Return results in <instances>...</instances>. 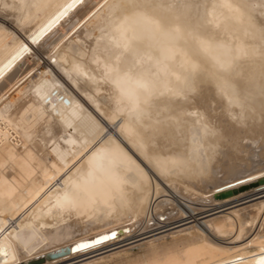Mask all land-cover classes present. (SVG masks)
Here are the masks:
<instances>
[{
	"label": "bare ground",
	"instance_id": "1",
	"mask_svg": "<svg viewBox=\"0 0 264 264\" xmlns=\"http://www.w3.org/2000/svg\"><path fill=\"white\" fill-rule=\"evenodd\" d=\"M0 8V264L59 263V247L105 231L110 220L104 219L111 216L110 224L125 228L98 237L109 240L95 249L118 236L137 239L154 228L180 225L173 231L195 232L164 249L162 260L152 246L143 264H264L258 233L238 239L264 199L209 217L226 204L264 195V170L240 178L222 170L229 180L215 185L218 180L209 184L211 179L206 191L202 185L210 176L201 184L195 175L202 188L195 184L192 195L200 190V200L211 207L188 208L187 216L178 209L177 219L166 210L171 222L133 235L137 222L150 214L144 162H164L171 148L180 168L197 160L202 164L190 167H205L220 150L210 139L216 129L224 130L223 139L246 144V132L253 137L264 127L258 120L250 130L257 117L249 118L256 113L264 120V0H0ZM39 58L51 67H39ZM102 149L105 155L97 157ZM162 176L167 187L176 178ZM205 231L232 236L222 244ZM54 248L59 253H46ZM84 250L74 252L80 257Z\"/></svg>",
	"mask_w": 264,
	"mask_h": 264
},
{
	"label": "rangeland",
	"instance_id": "2",
	"mask_svg": "<svg viewBox=\"0 0 264 264\" xmlns=\"http://www.w3.org/2000/svg\"><path fill=\"white\" fill-rule=\"evenodd\" d=\"M0 9H2V8H0ZM1 11V13H2V11L3 10H0ZM1 16V15H0ZM28 54V53H27ZM39 60H40V58H39ZM32 59L30 60V62H28L29 64L28 65H33L32 64ZM47 63L50 65V66H48L47 65ZM45 62L44 60H40V62H39V67H44V68H46V66L48 67V68H50L51 67V62ZM24 64L25 63H23L22 64V68L24 67ZM44 65V66H43ZM255 114L256 113H254V115L252 114L249 118L251 119V117L252 116H254V118L256 119V117H257V119L254 121L253 119L254 118H252V120L253 121H251L250 122V124L252 125V126H250V130H253V131H255V129L257 128V127H255L254 129L253 128H251V127H254V126H256L257 124H255V123H253V122H256V123H258V120H260V122H259V125H264L263 123H264V120L263 119H258V117L259 116H255ZM262 120H263V122H262ZM261 122H262V124H261ZM249 124V125H250ZM259 125H257V126H259ZM248 128H249V126H248ZM261 129V130H260ZM263 129V130H262ZM249 130V131H250ZM258 130H260V132L258 131ZM217 131V132H216ZM216 131H214L212 134H211V140H214V139H216V141L217 142H219V145H220V150H223V151H218L217 152V154H216V156H215V159H214V157L213 158H211L212 160V162L210 161V158H208L206 161H205V165H206V162L207 161H210L211 163H214L213 161H215L216 163H218V165H220V167H218V165H217V167L218 168H220V169H218V171L220 170V172H218V174H216L217 173V169L215 168L216 167V165L214 166L213 164V166L212 165H210L209 164V162H207V165L205 166V167H202L203 165H201L202 163L201 162H199L200 160H197V161H193V162H197V163H201L200 165H198V167H197V165H196V167L194 166L195 165V163H192V161L190 162V165H191V163L192 164H194L193 166V168H192V166L190 167V165L189 164H184L183 162H182V164H181V168H180V164H178V165H175V163H181V161L175 156V158H174V154L172 155V152H171V148H168L167 149V151L165 152V154L167 155V157L166 158H168V159H166L164 162H166V163H164V162H162V160H161V162H159V163H156L155 165L153 164V167L152 166H149V164L147 165L145 162L142 164L143 165V168L144 169H146L148 172H147V175H148V178H149V174L150 173H152V174H150L151 175V177H152V179H151V181H152V183H151V186H152V188L155 190V188H156V192H155V194L157 195V196H159L160 197V200H159V202H157V200L155 199V197L154 196H150L151 198H150V200H149V206H148V209H147V211L148 212H150V214L149 213H146V215H145V217L144 218H142V219H140L138 222H137V225L134 227L135 228V230L133 231L134 232V234L133 235H137V234H139L140 232V230H142V231H144V230H148V229H151V228H154V227H156L157 226V224H161V223H163V222H171L172 220L171 219H169V217H165L166 216V213H164V212H166V210L167 211H170L171 213H174V212H176V214L174 213L173 214V218H178L179 216L178 215H180V214H182V213H180L179 214V212H178V214H177V210L178 209H180V210H182V212H183V215H184V213H185V215L187 216L188 214H189V210H190V212L192 211V209L191 208H193L194 209V207H198V209H201V208H203V209H207V208H209V207H211L210 205H205V204H208V203H206V202H204V201H201L200 199H202L201 198V195H198L199 193H200V190H199V192H197L198 190L196 189V188H198V187H200V188H202L203 187V189L206 191L208 188L206 187V186H209V188L211 187V186H213V183H212V185L210 186L209 184L211 183V182H214V184L215 185H217L218 183H220V182H224L223 180H225V181H227V180H229V178H230V175H227L226 173H224V177H222L223 176V172L225 171V170H228V168H229V170H232L233 171V173L231 172V173H228V174H231V177L233 178V174H234V177H236L237 175H238V177H236V178H240L241 176H243V175H245V174H247V173H249V172H261L262 170H264V140H263V137H264V127H258L257 129H256V131H255V134H256V132H258L259 133V135H258V133L256 134V136H255V134H253L254 136L253 137H251L252 136V131H250V133L248 132H246V136H249V140H248V142H246V144H244V143H242L240 140H236V141H234V142H231V141H229L228 139H223L221 136L222 135H224V130H222V129H220V128H218V129H216ZM263 131V132H262ZM222 132V133H221ZM216 133V134H215ZM262 133H263V135H262ZM249 134V135H248ZM220 135V136H219ZM260 135H261V137H260ZM218 136V137H217ZM214 137V138H213ZM217 137V138H216ZM251 138V139H250ZM260 138H262V139H260ZM220 139V140H219ZM219 140V141H218ZM225 141H229L230 143H224L225 145H223V142H225ZM261 141V142H260ZM263 141V142H262ZM239 144H238V143ZM241 142V143H240ZM260 142V143H259ZM234 143H235V146H234ZM227 144H230V146H231V150H230V146H228ZM248 144V145H247ZM223 145V146H222ZM227 145V146H226ZM228 148H229V150H228ZM170 150V151H169ZM237 150V151H236ZM260 150V151H259ZM260 152V153H259ZM263 152V153H262ZM239 153H242V154H239ZM256 153V154H255ZM135 155V154H134ZM169 155H170V157H169ZM260 155H262V156H260ZM172 156V157H171ZM233 157V158H232ZM245 157V158H244ZM261 157V158H260ZM136 158H137V156H136ZM172 158V159H171ZM174 158V159H173ZM138 160H139V156H138V158H137ZM178 159V160H177ZM243 159V160H242ZM255 159V160H254ZM257 159V160H256ZM262 159V160H261ZM169 160H171V161H169ZM172 160H173V162H172ZM140 161H142L143 162V160H141L140 159ZM167 161H168V163H167ZM172 162V163H171ZM162 164V166H161V164ZM239 163V164H238ZM146 166H148V168H150V169H148L147 167H144L145 165ZM160 164V165H159ZM167 164H168V166H167ZM170 164L171 165H175L176 167H175V174L177 173V176L176 175H174L173 176V174H174V172L173 173H171V174H168L167 172V174L165 173V170H166V168H168L169 166H170ZM242 164V165H241ZM244 164V165H243ZM246 164V165H245ZM160 167H159V166ZM185 166L186 167V169L188 168L189 169V167H190V171L189 172H191V173H189L188 172V169L186 170L185 169V167L183 168V166ZM187 165V166H186ZM235 166V168H234V166ZM236 165H237V167L238 168H236ZM157 168H156V167ZM221 166H223V168H221ZM224 166H226V168L224 167ZM228 166V167H227ZM229 166H231V168L229 167ZM247 166V167H246ZM249 166V167H248ZM251 166V167H250ZM257 166V167H256ZM199 167H201V169H202V171L199 169ZM209 167H210V169H209ZM260 167V168H259ZM154 168V169H153ZM159 168V169H158ZM178 168H180L179 170H180V175H179V173L177 172V170H178ZM192 168V169H191ZM194 168L196 169V171L199 169V171L196 173L195 172V170H194ZM209 169V173H210V175H208L209 173H207L208 171L206 170V169ZM211 168H213V169H211ZM216 170H215V169ZM225 168V169H224ZM152 169H153V171H152ZM182 169V170H181ZM205 170V175H204V170ZM235 169V170H234ZM239 169V170H238ZM149 170H151V171H149ZM156 172H155V171ZM161 170V171H160ZM164 172H163V171ZM187 172H186V171ZM194 172H193V171ZM222 170H224V171H222ZM229 170L227 171V172H229ZM238 172H237V171ZM240 170H241V172L243 171V173H241V175H240ZM256 170V171H255ZM182 171V172H181ZM185 172V175H183L184 174V172ZM207 171V172H206ZM214 171H216V173L214 172ZM246 171H247V173H246ZM226 172V171H225ZM235 172H237V173H235ZM245 172V173H244ZM263 172V171H262ZM157 173V174H156ZM183 173V174H182ZM188 173V176H190V178L187 176V178H186V174ZM193 173V174H192ZM194 173H196V174H194ZM201 173H203V176H202V174ZM239 173V174H238ZM190 174V175H189ZM197 174H200L199 176L197 175ZM207 174V175H206ZM215 174H216V177H218V178H216L215 177ZM243 174V175H242ZM156 175V176H155ZM160 175H161V177H162V179H161V177H160ZM162 175H166V177H170V178H172L171 177V175L173 176V177H176V178H172L173 180H175V181H171L170 182V184H168L169 186L167 187V185H165V184H167V183H165V180H163V176ZM183 175V176H182ZM192 175V176H191ZM198 177H196V176ZM218 175V176H217ZM178 176H181L180 178H178ZM195 176V177H194ZM205 176H207V177H205ZM208 176H210L209 178L210 179H208ZM211 176H212V178H211ZM220 176V177H219ZM183 177H185V178H183ZM191 177H192V179L193 178H197L196 180L199 182V183H201V182H204L203 180H204V178H207L208 180H206L205 181V183H203V185H202V187H201V184L200 185H198L199 183L198 182H196V180H195V182H194V179L193 180H191ZM203 177V178H202ZM213 177L214 178H216V179H214L213 180ZM227 177V178H226ZM183 178V179H182ZM189 178V179H188ZM199 178H200V180H199ZM220 178H222L223 180L221 181V179ZM155 179V181H153ZM158 179V180H157ZM179 179H182V180H184V181H182V182H184V183H188V184H185V186H184V184L182 185V183H181V181H178ZM185 179L188 181H185ZM212 179V180H211ZM158 182H157V181ZM211 180V181H210ZM216 180H218V181H216ZM210 181V182H209ZM216 181V182H215ZM154 182V183H153ZM160 182V184H158V188H157V184L156 183H159ZM165 184H164V183ZM178 182V183H177ZM191 182V183H190ZM194 182V183H193ZM207 182H209V184H207V185H205ZM164 185H163V184ZM154 184H155V186H154ZM178 184V185H177ZM181 184V185H180ZM191 184H192V186H193V184L195 185V184H197V186L195 185V187H193V188H191L192 186H191ZM161 185H163V187H161L160 188V186ZM176 185H177V187H176ZM188 185V187L186 188V186ZM183 186H184V188H183ZM191 186V187H190ZM206 187V188H205ZM177 188V189H176ZM178 188H179V191H178ZM188 188H191L190 190H191V192H190V190L188 189ZM195 188V189H194ZM199 188V189H200ZM185 189V190H184ZM194 189V190H193ZM164 190V191H163ZM184 190V191H183ZM193 190V191H192ZM195 190H197L196 192L198 193V194H195V196L197 197H195V196H193L192 195V193L194 194L195 193ZM157 191H159L158 193H157ZM163 191V192H162ZM178 193H177V192ZM185 192V193H184ZM189 192V193H188ZM183 194V195H182ZM190 194V195H189ZM187 195V196H186ZM199 196V197H198ZM154 198V199H153ZM152 199V200H151ZM165 199H167V200H165ZM176 199V200H175ZM247 199V198H246ZM246 199H241V201L240 200H238V201H234V202H231V203H229V204H226V205H224V206H222V207H220V208H218L217 210H219V211H216L215 213H212L211 214V216H209V217H216V216H220V215H223L224 213H226V212H228L229 210H231V209H235V208H237V207H241V206H244V205H246V204H250L252 201H257V200H260V199H264V195H262V196H259V198L258 197H256V198H254L253 200L251 199V200H247V201H245ZM203 200H207V199H203ZM160 201H164L163 203L164 204H166V206L165 205H163L162 204V202L160 203ZM197 201V202H196ZM150 202H151V204H150ZM165 202H167V203H165ZM168 202H170V203H168ZM204 202V203H203ZM162 204L163 206L161 207L160 205L158 206L157 204ZM154 206L155 207H159V208H161V209H159V208H154ZM168 206H169V208H168ZM187 206H189V207H187ZM174 207H176V208H174ZM128 208V207H127ZM150 208V209H149ZM151 208H153V210L151 209ZM162 208H165V210H163ZM189 208V210H188V212H187V209ZM155 209H158L157 211H155ZM171 209V210H170ZM197 208H195L194 210H196ZM151 210H152V212H151ZM221 210V211H220ZM179 211V210H178ZM185 211V212H184ZM196 211H198V210H196ZM195 211V212H196ZM158 214H157V213ZM261 212V213H260ZM264 205H263V207H262V209H260V211H259V213L255 216V217H253L254 219H252L251 218V220H249L248 222H246V224H245V228L242 230L243 232H241L242 233V236L244 237H241V238H238V239H245L246 237H249V235L250 234H254V233H258L257 234V237L258 238H260V239H262V240H264ZM159 214H161V215H159ZM203 214V213H202ZM202 214H200V215H198V217H203V216H205V215H207L206 214V212H204V214L205 215H202ZM158 215V216H157ZM178 216V217H177ZM181 216V215H180ZM112 217V216H111ZM109 217V218H105L104 220L106 221V220H110V221H113L114 220V217ZM159 218L158 219V221L156 222V220H157V218ZM208 217V218H209ZM256 217H259V218H256ZM256 218V219H255ZM113 219V220H112ZM203 219H206V217H204V218H201V220L200 221H202ZM145 220L148 222H145ZM263 220V221H262ZM110 221H108L109 222V224H108V226H107V229L111 226V228L113 229H111L110 228V230L108 229H106V227H105V231H103L104 230V228H99L98 230L99 231H97V230H95V232H90V234H91V236H90V234H87V237L85 236V237H83L84 239L86 238V240H84V239H79V240H77L76 241V243H73V244H66V247H65V244L64 245H62V249L59 247L58 248V246L56 247V248H58V251L59 250H61V251H59V252H61L62 253V255H63V257H62V255L61 256H59V258L58 259H56L57 261L56 262H59V263H56V264H81V263H84V264H86V262L87 261H89V262H87L88 264H143L144 262H145V260H147V257L149 256V252L151 251V247L152 246H156V249L158 250V251H160V257H158V259H160V260H162L165 256H166V254L164 253L163 254V252H165L166 251V249L168 250V249H170V248H172V247H174L175 245H178L179 243H180V241L182 240V237H184V236H192V234L195 232V231H191V233H182V232H180L179 234H178V232H175V231H173V230H175L176 228H178V229H180V228H182V227H180V225L179 226H174V227H171V228H166V229H163V230H160V229H162V228H164V227H159V228H154V229H152L151 231H148V232H146V233H143L142 234V236L144 237H140L141 235H138L137 237H139V238H137V239H134V238H136V237H134V238H127V239H125L124 237H122V236H118V240L116 241V242H114V243H112V244H109V245H107V246H104V247H101V248H98V249H95L96 247H98L97 245L95 246L94 245V247L92 246V248L90 247L89 249L88 248H86L84 251H80L79 253H84V252H86L85 254H82V256L80 255V257L77 255V252H74L72 249L75 247L74 245L75 244H77V242H78V244L79 243H81V242H86L87 241V239H89V237H91V239H89L90 241H92L94 238L95 239H97L98 237H100V236H103V235H107V234H113V233H116V235L120 232V231H122V230H124V226L122 227V225H120V222H119V226H121V227H119L117 224L118 223H116V222H114V224L112 223V224H110ZM257 221V222H256ZM255 222V223H254ZM144 223V224H143ZM147 223V224H146ZM156 223V224H155ZM190 223V222H189ZM262 223V224H261ZM122 224V223H121ZM249 224V225H248ZM113 225V226H112ZM116 225V226H115ZM143 226L145 227V229L143 228ZM186 226H188V225H186ZM119 228V229H118ZM122 228V229H121ZM147 228V229H146ZM174 228V229H173ZM101 229V230H100ZM121 229V230H120ZM118 232H117V231ZM138 230V231H137ZM107 231V233H105ZM116 231V232H115ZM141 231V232H142ZM109 232V233H108ZM137 232V233H136ZM157 232V233H156ZM172 232V233H171ZM173 232H175V233H173ZM95 233H97L96 235H95ZM99 233V234H98ZM244 233V234H243ZM260 233H262V234H260ZM178 234V235H177ZM204 234H206L207 235V237H209V238H211V239H213V240H217L219 243H222V244H227L228 242H229V240H230V238H231V236H232V233H231V235H230V233H225V235L226 236H224L223 234H221V236L219 235V237H218V235L216 236V235H213V234H211V232H207V231H205V233ZM211 234V235H210ZM246 234V235H245ZM88 235H89V237H88ZM150 235V236H149ZM182 235V236H181ZM94 236V237H93ZM160 236V237H159ZM224 236V237H223ZM120 237V238H119ZM217 237V238H216ZM116 238V237H115ZM219 238V239H218ZM222 238V239H221ZM134 239V240H133ZM145 239H147V240H145ZM174 239V240H173ZM180 239V240H179ZM108 240L109 239H106V240H103L102 241V243H107L108 242ZM143 240V241H142ZM149 240V241H148ZM153 240V241H152ZM157 240V241H156ZM81 241V242H80ZM90 241H87V242H90ZM151 241V242H150ZM156 241V242H155ZM148 242V243H147ZM162 242V243H161ZM179 242V243H178ZM150 244V245H149ZM73 245V246H72ZM149 245V247H147ZM159 245V246H158ZM161 245V246H160ZM61 246V245H60ZM70 248V249H69ZM69 249V250H68ZM87 249H88V251H87ZM164 249H165V251H164ZM181 249H183L182 247H180L179 248V250H177L178 252H180V250ZM96 250V251H95ZM52 251V252H51ZM55 248H54V251H53V249H49L46 253H53V252H58ZM66 251V252H65ZM68 251V252H67ZM119 251V252H118ZM58 252V253H59ZM70 252H74V253H71V254H69ZM99 252V253H98ZM114 252H116L115 253V255H114ZM69 255H68V254ZM78 253V254H79ZM111 253V254H110ZM118 253V254H117ZM66 254V255H65ZM73 254H75V255H73ZM66 256V257H65ZM71 256V257H70ZM100 256H102V257H100ZM65 257V258H64ZM150 257V256H149ZM62 258H64V259H62ZM67 258V259H66ZM93 259V260H92ZM94 259H96V260H94ZM58 260H60V261H58ZM63 260V261H62ZM24 263V262H23ZM19 264H22V263H19Z\"/></svg>",
	"mask_w": 264,
	"mask_h": 264
},
{
	"label": "snow or ice",
	"instance_id": "3",
	"mask_svg": "<svg viewBox=\"0 0 264 264\" xmlns=\"http://www.w3.org/2000/svg\"><path fill=\"white\" fill-rule=\"evenodd\" d=\"M225 2H227V0H225ZM33 43H36V41L34 40ZM24 50L27 51V50H28V46H26ZM137 115H138L139 117L142 118L143 115H144L143 109H140V110L137 112ZM105 127H106V126H105ZM109 131H110V130H109ZM106 134H107V133H105V135H106ZM84 135H88V132L85 131V132H84ZM98 142H99V141H97V143H98ZM102 155H105V151H104L103 149H102L100 152L97 153V157L102 156ZM113 159H118V156H116L115 154H113ZM120 164H121V166H122V165H123V161H120ZM145 171H146V173H147V170H145ZM151 179H152V177H151V175L149 174V182H148V188H147L148 194H149V196H154L155 199L157 200V202H159L160 197L157 196V195L155 194V190H154V189L152 188V186H151ZM136 183L138 184V189H137V191H138L139 193H143V192L145 191V186H144L143 182L137 180ZM161 187H163V185H161ZM112 235L115 236L116 233H113ZM108 238H109L108 236H104V237H102L101 239H93L92 243L81 242V243L77 244L72 250H73V251H79V250H82V249L90 248V247H92L94 244L101 243L102 240H106V239H108Z\"/></svg>",
	"mask_w": 264,
	"mask_h": 264
},
{
	"label": "water",
	"instance_id": "4",
	"mask_svg": "<svg viewBox=\"0 0 264 264\" xmlns=\"http://www.w3.org/2000/svg\"><path fill=\"white\" fill-rule=\"evenodd\" d=\"M229 193V191H225V192H222L221 194H228ZM41 259V257L40 258H38L37 260H40ZM31 263V261H27V262H25L24 264H30ZM23 264V263H22Z\"/></svg>",
	"mask_w": 264,
	"mask_h": 264
}]
</instances>
